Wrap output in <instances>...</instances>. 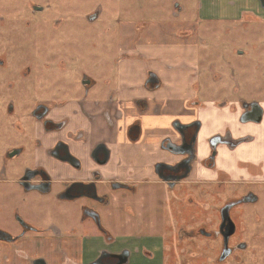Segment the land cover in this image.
<instances>
[{
	"label": "flooded vegetation",
	"instance_id": "af4514ba",
	"mask_svg": "<svg viewBox=\"0 0 264 264\" xmlns=\"http://www.w3.org/2000/svg\"><path fill=\"white\" fill-rule=\"evenodd\" d=\"M32 9L43 10L42 7ZM221 22L235 29L264 27V17L253 13ZM236 55L240 59L247 57L244 51H237ZM258 57H262V53L253 49L244 61L246 68L252 67V60ZM4 66L0 57V67ZM217 73L216 82L224 80L225 77ZM79 75L82 93L78 99L50 106L43 103L45 99L39 94L33 99L30 111L26 105L28 99L25 101L26 96L21 94L19 86H8L13 94H7L2 101L4 121H0V242L57 247L52 253L55 258H60L61 247L79 246L78 264H119L122 258L118 256L126 250L127 264H164L165 234L172 229L170 225L177 227L178 241L188 238L189 234H207L200 227V220L192 221L196 225L189 229V217L193 218L194 214L188 208L191 195L187 188L197 160L200 123L195 121L191 126L185 125L187 128L182 131L181 128L180 132L176 131V142L169 138L163 140L161 149L180 158L153 165L154 179L145 177L127 182L117 177L108 178L104 167L111 161V153L103 141L90 142L87 129L92 127V118L106 126L112 125L122 118L123 111L117 107V91L108 92L104 88L107 84L98 85V80L85 71H79ZM237 75L231 68L228 76L234 87L216 92V108L236 118L238 132L225 122L219 124L216 136L208 140L209 154L201 161L205 168L216 170V179L211 184L216 192V239L222 243L220 261L225 250L219 232L221 225L223 232L229 222L235 226L234 234L228 238L230 253L226 258H229L236 249L249 248L248 242L234 240L236 219L246 229L247 226L259 228L258 224L264 222L261 216L264 211L255 213L258 218L253 222L247 218V212L239 208L242 204L264 203V193L259 195L253 190L255 183L264 182V146L260 141L264 131V83H257L253 77L247 79V76L239 77L243 80L239 85ZM23 76L28 78L29 72H23ZM102 78L103 83H108ZM157 83L156 75L149 73L143 86L153 91ZM37 86L40 89L44 85L38 83ZM99 88L104 89L102 95L90 94ZM131 104L142 111L148 107L145 100H133ZM78 123L82 127L79 128ZM174 124V129L181 125ZM140 131L138 120L127 127L126 136L131 143L140 137ZM212 139L215 140L212 142ZM177 147L191 152L190 156L174 154ZM107 156L109 159L104 163ZM187 158L191 161L187 162ZM202 182L205 181L198 183ZM162 184L161 191L159 185ZM151 186L154 189L148 190ZM112 192H122L114 196L116 207L110 206ZM124 203L131 206H121ZM193 204L199 206L194 199ZM157 218L161 221L159 229L157 221H153ZM152 241L155 242L149 243ZM237 257L234 258L237 264L243 263ZM28 264L54 263L37 256Z\"/></svg>",
	"mask_w": 264,
	"mask_h": 264
},
{
	"label": "rangeland",
	"instance_id": "374dc122",
	"mask_svg": "<svg viewBox=\"0 0 264 264\" xmlns=\"http://www.w3.org/2000/svg\"><path fill=\"white\" fill-rule=\"evenodd\" d=\"M228 2L235 4L239 1L0 0V57L5 62V66L0 67V121H4L1 113L2 101L7 94H13L8 87L12 84L19 86L21 94L26 96L23 97L25 101L28 99L27 104L25 103L28 111L32 109L30 105L34 103L36 95H41L45 99L43 103L50 106L78 99L82 93L79 71H85L97 79L98 85L107 84L104 88L110 93L116 91L117 81L122 75L125 74L127 78L134 75L132 58L136 57V61L143 64L136 55L121 51L123 40L120 32L125 23L153 25L174 23L193 26L184 29L198 40L200 70L198 85L201 90L199 98L203 103L212 101L216 105L217 91L233 89L234 82L228 76L231 68L239 74L237 75L239 85L243 82L240 78L247 76V79L253 77L257 83L260 81L261 84L264 83V27L243 26L235 29L228 23L216 22L215 18L202 19L224 13V6ZM219 3L222 4L220 10ZM33 7H42L43 10L36 12L33 11ZM176 12L179 13L175 15ZM255 15L264 17V9H259ZM129 42L131 43V39ZM184 49L182 48V51ZM253 49H258L262 57L253 59L252 67L246 68L244 61L248 60V55ZM237 51H244L247 57L240 59L236 55ZM162 52L168 55L169 52L175 51L166 49ZM258 66L261 69H258ZM26 71L29 72V77L25 79L23 72ZM216 73L219 76L223 75L224 80L210 82V79L216 78ZM102 76L108 83L100 80ZM38 83L44 86L39 89ZM248 86L252 87L251 84ZM103 92L104 89L99 88L90 94L102 95ZM77 126L82 127L81 124ZM67 130H70V127ZM214 136L216 134L211 137ZM200 166L203 167L202 163ZM112 177L118 178L116 175ZM159 186L161 190L164 184ZM152 189L154 186L148 188ZM187 190L191 195L188 208L190 213L194 214L193 218L189 217V229L196 225L192 224V221L200 220L199 225L207 234L203 236L189 234L188 238L178 241L177 227L174 224L170 225L172 229L167 230L165 234L167 249L164 264H237L234 259L236 255L239 256L237 259L241 258L243 261L241 264H264V222L258 224L259 228L247 226L246 229L245 225L236 219L238 227L234 240L242 239L248 242L249 248L245 251L236 249L232 257L220 261L219 248L222 243L219 238L216 239L214 187L211 181L209 183L190 181ZM253 190L256 194L262 195L264 182L255 183ZM120 194L122 192L110 194L112 201L110 206L115 205L114 196ZM192 198L199 202V206H194ZM121 206L131 205L124 203ZM239 208L240 211L244 209L247 218L255 222L258 216L254 214L264 211V203L256 206L242 204ZM129 221L133 222V218L129 217ZM153 221H157L159 229L160 219ZM232 241L229 246L232 245ZM153 242L155 241L149 243ZM79 249V246L67 247V251L62 249L61 256L66 253L70 258L66 264H78ZM62 264H65V261H62Z\"/></svg>",
	"mask_w": 264,
	"mask_h": 264
},
{
	"label": "crops",
	"instance_id": "0c3cea01",
	"mask_svg": "<svg viewBox=\"0 0 264 264\" xmlns=\"http://www.w3.org/2000/svg\"><path fill=\"white\" fill-rule=\"evenodd\" d=\"M238 1L235 4L233 2L225 4L224 13L202 19L236 20L245 14H255L262 8L258 0ZM221 6L222 4L219 10ZM177 13L179 12L175 15ZM184 28L193 26L174 23L154 25L125 23L121 27L120 37L123 40L121 51L136 55L143 64H139L136 57L132 58L134 75L127 78L124 74L117 81L119 104L117 107L123 111L122 118L106 126L104 122L94 117L92 127H88L87 130L90 142L103 141L111 153V161L104 167L108 178L116 175L127 182H137L145 177L154 179L153 165L160 161L170 163L180 158L160 147L166 138L172 142L177 141L174 123L190 125L198 121L200 129L197 160L188 181L203 180L204 183H209L216 179V170L200 166L201 161L209 154L206 140L216 134L219 124L225 122L232 126L235 132H238V124L236 118H232L224 110H217L212 101L203 103L200 100L198 40ZM182 48L185 49L182 51ZM166 49H174L175 52L166 55L162 52ZM149 73L158 78L153 91L143 86ZM209 81L216 82V78ZM137 99L147 101L146 110L142 111L132 106L131 101ZM135 120L140 123V137L131 143L126 136V129ZM260 141L264 146V131L261 133ZM67 247L74 246H64L61 250L67 251ZM54 248L0 242V264H28L31 258L37 256H44L50 263L62 264V261H65L66 264L70 260L69 256L66 253L60 256L63 259L51 256Z\"/></svg>",
	"mask_w": 264,
	"mask_h": 264
},
{
	"label": "water",
	"instance_id": "95a60500",
	"mask_svg": "<svg viewBox=\"0 0 264 264\" xmlns=\"http://www.w3.org/2000/svg\"><path fill=\"white\" fill-rule=\"evenodd\" d=\"M259 1H260V4H261V7L264 9V0H259ZM198 125H197V129H196V134H197V131H198ZM185 128H187V126H185V125H178V128H175V129H176V131L180 132V130L182 131V129H185ZM194 140H195V137L191 140V144H190L191 146L193 145L192 143L194 142ZM214 140L215 139H212V142ZM177 150L178 151H173V153L174 154H183V155L184 154H187L188 156H190V153L191 152L182 151V150H180V148H178ZM192 151H194V149ZM107 153H108V150H107ZM192 154H193V152H192ZM108 159H109V157L107 156L106 159H105V161H104V163H107ZM186 161L187 162H190L191 159L190 158L189 159L187 158ZM223 223H224V218H223ZM222 227H223V225H221L219 232H220V234H221V236H222V238L224 240L223 243H224L225 250L223 251L222 256H221V260H224L229 255V253H230V250L227 248L228 238L232 234H234V232H235V226H234V224L232 222H229L228 225H227V227H226V231L225 232L222 231ZM118 257L119 258H122V259H120L119 264H127L128 263V251L127 250L124 251L123 254H120Z\"/></svg>",
	"mask_w": 264,
	"mask_h": 264
}]
</instances>
